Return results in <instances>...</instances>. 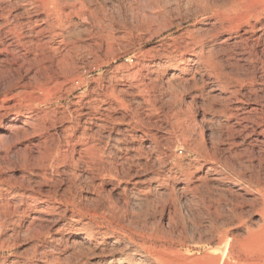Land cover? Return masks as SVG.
Here are the masks:
<instances>
[{"label": "rangeland", "instance_id": "obj_1", "mask_svg": "<svg viewBox=\"0 0 264 264\" xmlns=\"http://www.w3.org/2000/svg\"><path fill=\"white\" fill-rule=\"evenodd\" d=\"M195 5L0 0V264H210L225 233L216 264H264V207L224 160L264 177V7L217 40L230 79L172 46L210 28Z\"/></svg>", "mask_w": 264, "mask_h": 264}, {"label": "bare ground", "instance_id": "obj_2", "mask_svg": "<svg viewBox=\"0 0 264 264\" xmlns=\"http://www.w3.org/2000/svg\"><path fill=\"white\" fill-rule=\"evenodd\" d=\"M192 1V0H191ZM203 1V0H202ZM201 0H195V3L198 7H200L199 13L202 16V24H211L210 28L207 30H202L201 32L196 31L197 33H193V32H189L187 34L186 37H183L180 39L178 38H174L173 39V44L172 45L175 47V50H179V51H183V53H189V52H193V57H195V60L197 61V63H201V61H205V62H209L212 63L214 65H218L217 62H215L216 60H214V50H216L217 48H220V44L217 45V40L220 38V35L222 33H231V31H235L237 29H239L242 25H247L249 27L250 30H254L257 26H260V20H261V15H262V11H263V7L257 8L255 5H252L250 3H248V0H243L241 2V0H231L228 1L227 4V8L225 9V12L223 13H212L210 12V8L206 5L208 0L205 1V3H203ZM194 2V0H193ZM211 3V1H210ZM10 4V3H9ZM215 5H217L216 3H214ZM213 4V5H214ZM225 4V3H224ZM16 5V4H15ZM195 5V6H196ZM212 5V4H211ZM10 6V5H9ZM15 7V6H14ZM213 8V7H212ZM197 9V8H196ZM197 10V11H198ZM214 11V10H213ZM216 11V10H215ZM214 18V19H213ZM213 20V21H211ZM212 22V23H211ZM5 23V22H4ZM262 25V24H261ZM259 28V27H258ZM262 28V27H261ZM260 28V29H261ZM204 29V28H203ZM206 29V27H205ZM10 31H15V28L12 27V29H10ZM74 32V31H73ZM242 33V32H241ZM32 34V33H31ZM223 36V35H222ZM66 38V37H65ZM70 40V39H69ZM181 43H179V41ZM225 40V38H224ZM175 42V43H174ZM178 42V43H177ZM220 42H223L222 40ZM226 42V41H225ZM16 43V42H15ZM33 43V42H32ZM17 44V43H16ZM28 44V43H27ZM19 45V44H18ZM215 46H219L215 49ZM195 52V53H194ZM170 55V54H169ZM167 56L166 57L169 59V61L171 60V56ZM189 55V54H188ZM173 56V55H172ZM191 56V55H190ZM174 58V57H173ZM216 59V58H215ZM226 59V58H225ZM211 64V65H212ZM202 65V63H201ZM210 65V64H209ZM218 68V67H217ZM214 69V68H213ZM221 69L222 68H218ZM220 74H222V76H230L228 78L233 79L234 77L231 75L226 74L223 70L222 73L220 72ZM237 78V77H236ZM240 78V77H239ZM224 79V78H223ZM49 80V79H48ZM231 81V80H229ZM45 82V81H44ZM225 82V81H224ZM228 83V82H227ZM233 87V86H232ZM234 88V87H233ZM209 90V89H208ZM235 92V91H234ZM238 92V91H237ZM228 109V108H227ZM106 110V109H105ZM223 113L225 111H222ZM242 112V111H241ZM241 112L239 114H241ZM237 113V111H236ZM204 114V113H203ZM225 114V113H224ZM223 114V115H224ZM94 115V114H93ZM226 115V114H225ZM232 114L229 113L228 116H231ZM146 116V115H145ZM204 117V116H203ZM15 118V117H14ZM226 118V117H225ZM228 118V117H227ZM242 118V117H240ZM244 120V119H243ZM9 122L12 121H16L13 118H10L8 120ZM229 124V123H227ZM229 126V125H228ZM231 127V126H229ZM229 130V128H227ZM242 129V128H241ZM3 130V127L0 126V135H1V131ZM231 130V129H230ZM233 130V129H232ZM180 133V132H179ZM173 141V140H172ZM210 141V140H209ZM173 143V142H172ZM185 143V142H184ZM234 144V143H233ZM211 155V154H210ZM254 156V155H253ZM259 158V157H258ZM263 159V158H262ZM225 162L231 166V168L233 169H237L238 173L241 175L240 178H242L245 182V186L248 189H251L254 191V193L256 194V199L260 201V203L262 204L261 206L264 207V177L263 174H254L251 170L248 174L243 173L241 166H238V168L235 167L234 162L232 163L230 161V159L228 157H224ZM232 160V159H231ZM246 166V165H245ZM244 169L246 170L247 167H244ZM200 179L204 178L202 176H198ZM140 182V181H139ZM243 183V182H240ZM243 186V185H242ZM145 191V190H144ZM254 197V199H255ZM255 202V201H254ZM239 203V202H238ZM250 203V202H249ZM258 203V202H257ZM236 212V211H235ZM179 231V230H178ZM262 234V233H261ZM226 238L224 239V241L218 245H216L217 247L215 248L214 252L219 253V257H217L218 262H223V260L230 256L235 248L236 245V238L232 239V237L228 236V234H226ZM261 236V235H259ZM260 238H264V234L263 236H261ZM118 241L117 238H115L113 240V242ZM207 250V249H206ZM260 250V249H259ZM258 249H256L257 253H259ZM263 250V249H262ZM260 250V252L262 251ZM209 251V250H208ZM253 251V250H252ZM254 251V252H256ZM264 252L262 251V254ZM253 254V253H251ZM260 254V253H259ZM258 254V255H259ZM262 254L260 255L262 257ZM251 256V255H250ZM257 256V255H256ZM202 257V255H201ZM214 257V256H213ZM257 258V257H256ZM255 256L252 257H246L245 258H241L238 257L237 261H233L231 262H225V264H247V262H245V260H250V262H254L255 261ZM215 257L212 259V262L210 264H216V260ZM258 259V258H257ZM260 259V257H259ZM263 259V258H262ZM202 260V259H201ZM204 260V259H203ZM228 260V259H227ZM205 261V260H204ZM229 261V260H228ZM241 261H244L241 262ZM248 262V263H250ZM252 262V263H253ZM220 264V263H219ZM251 264V263H250ZM254 264V263H253Z\"/></svg>", "mask_w": 264, "mask_h": 264}]
</instances>
